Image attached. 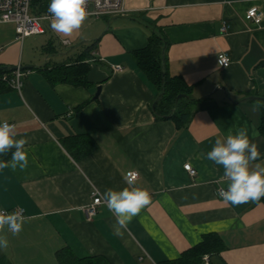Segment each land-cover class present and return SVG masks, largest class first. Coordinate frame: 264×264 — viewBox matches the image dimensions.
<instances>
[{"label":"crops","instance_id":"obj_1","mask_svg":"<svg viewBox=\"0 0 264 264\" xmlns=\"http://www.w3.org/2000/svg\"><path fill=\"white\" fill-rule=\"evenodd\" d=\"M254 5L263 13L260 25L245 19ZM125 7L126 15L87 17L70 36L46 21L36 38L42 53L31 58L14 24L0 23V66L30 70L21 92L0 87V123L15 124L16 139H28V167L0 170V210L20 207L28 218L18 235L6 232L0 264H60L63 248L110 264H161L209 233L220 236L223 249L205 255V264H264V198L225 204L219 195L229 183L221 179L224 169L206 158L217 138L245 127L261 153L255 163L264 166V102L243 100L264 97V0H125ZM151 28L168 41L167 73L191 87L192 115L180 128L156 118L158 90L134 58L148 45ZM220 52L229 53V66L220 65ZM84 55L86 84L52 83L43 70ZM117 65L123 70L114 72ZM89 137L96 147L83 154L77 147ZM130 171L138 173L134 185L152 199L120 236L105 203L91 217L83 207L91 204L93 189L102 195L129 187Z\"/></svg>","mask_w":264,"mask_h":264},{"label":"clouds","instance_id":"obj_2","mask_svg":"<svg viewBox=\"0 0 264 264\" xmlns=\"http://www.w3.org/2000/svg\"><path fill=\"white\" fill-rule=\"evenodd\" d=\"M87 5L88 0H51L48 6L51 29L64 36L72 35L87 19ZM17 135L15 124L6 120L0 123V156L11 152L10 161H0V170L11 168L15 171L19 168L23 171L28 167L25 148L28 139H16ZM206 158L224 169L221 179L229 182L221 193L225 204L238 206L264 198V166L255 163L261 158V153L258 144L249 137L247 128L241 127L235 133L229 130L226 137L217 138ZM127 183L129 187L122 190L109 188L102 194L103 202L116 217L114 232L120 236L152 199L149 190L135 186L133 180ZM27 219L22 209L11 213L0 210V249L8 247L6 232L18 235Z\"/></svg>","mask_w":264,"mask_h":264},{"label":"trees","instance_id":"obj_3","mask_svg":"<svg viewBox=\"0 0 264 264\" xmlns=\"http://www.w3.org/2000/svg\"><path fill=\"white\" fill-rule=\"evenodd\" d=\"M39 8L38 11H46L49 6V0H40L36 2ZM152 25V22H147ZM153 26V25H152ZM150 36L149 43L144 48L134 51V58L139 69L147 76V78L156 86L158 90L157 96L162 88L164 91L159 98L156 109L154 111L157 119H172L177 127L184 126L191 117V104L194 99L191 97V87L185 81L177 76H170L166 69V79L163 85L162 76V50L168 45V41L162 31L154 28ZM84 57H79L73 63H64L55 65L52 68L47 66L43 68L46 71L48 79L52 83L67 82L74 85H83L87 83V72L89 69L88 63L84 62ZM166 68V57H165ZM29 70V69H25ZM11 70H1L0 74L10 72ZM30 71V70H29ZM8 84L0 80V87ZM178 95H183L177 100ZM260 131L264 135V104L262 111V120ZM96 144L91 139L87 138L84 145H80L77 149L82 148L83 154L90 153L95 149ZM14 151V149H13ZM11 158V152L0 156V161H7ZM223 249V242L219 235L209 233L204 235L201 242L186 251L181 257L174 260H166L161 264H205L204 256L219 255ZM57 257L60 264H110L105 257L89 256L77 257L70 249L63 248L57 252Z\"/></svg>","mask_w":264,"mask_h":264},{"label":"built area","instance_id":"obj_4","mask_svg":"<svg viewBox=\"0 0 264 264\" xmlns=\"http://www.w3.org/2000/svg\"><path fill=\"white\" fill-rule=\"evenodd\" d=\"M40 0H0V23H12L14 24L17 38L23 41L26 37L36 34H41L45 32V27L42 21H49L51 14L46 11H38V4ZM51 0H49V4ZM87 12L89 18L98 19L101 17H112L119 15H126L127 9L125 7V0H88ZM245 19L249 22H252L256 25H260L263 19V13L258 6L250 7L245 13ZM229 28V25L224 22L221 31L226 32ZM61 43L64 46H69L71 41L69 39H62ZM92 59L95 60L98 58L99 53L97 51L91 52ZM218 61L222 67H227L231 64L232 59L227 52H220L218 55ZM114 72H119L123 70V67L117 65L113 67ZM29 70H25L21 65L15 70L10 72H5L0 74V80L8 84L13 89L21 92L24 77L29 73ZM184 169L191 175L195 176L197 170L190 164L186 163ZM127 177L131 180H135L138 177L136 171H130L127 173ZM226 189L221 188L219 190V195ZM92 202L87 207H83L84 212L88 217L93 216L97 211V206L104 203L101 193L97 189L92 191ZM22 209L23 215L25 210ZM7 213H10L7 209H2ZM205 258H207L205 256ZM155 264V263H154Z\"/></svg>","mask_w":264,"mask_h":264},{"label":"water","instance_id":"obj_5","mask_svg":"<svg viewBox=\"0 0 264 264\" xmlns=\"http://www.w3.org/2000/svg\"><path fill=\"white\" fill-rule=\"evenodd\" d=\"M153 31L155 30L154 28H151ZM36 65H28V68H33ZM18 66H0L1 70H15ZM23 68V67H22ZM162 76H163V85L165 83V79H166V68H165V48L162 50ZM101 90V87L98 86L97 88V92L96 95L97 96L99 94ZM164 91V87L162 88L160 94L157 96L156 100L153 102L152 104V109L155 111L156 109V104L159 100V98L161 97L162 93ZM183 95H178L177 100H179ZM261 100L264 102V97L262 96H258V95H252V96H248L246 98H244L243 100Z\"/></svg>","mask_w":264,"mask_h":264},{"label":"rangeland","instance_id":"obj_6","mask_svg":"<svg viewBox=\"0 0 264 264\" xmlns=\"http://www.w3.org/2000/svg\"><path fill=\"white\" fill-rule=\"evenodd\" d=\"M46 21H42L43 25ZM38 37V34H34L31 36H28L24 39V56L25 58H31L34 54L42 53V47L36 42V38Z\"/></svg>","mask_w":264,"mask_h":264}]
</instances>
